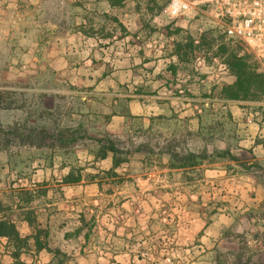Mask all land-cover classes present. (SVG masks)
I'll use <instances>...</instances> for the list:
<instances>
[{
    "label": "rangeland",
    "instance_id": "obj_1",
    "mask_svg": "<svg viewBox=\"0 0 264 264\" xmlns=\"http://www.w3.org/2000/svg\"><path fill=\"white\" fill-rule=\"evenodd\" d=\"M89 1L0 0V200L20 234L2 252L18 264L264 260V94L227 97L235 76L217 45L229 42L194 10L167 18L169 0H111L109 13ZM32 128L47 129L44 145L12 133ZM107 139L125 158L114 168L97 154ZM190 152L207 157L180 167Z\"/></svg>",
    "mask_w": 264,
    "mask_h": 264
},
{
    "label": "trees",
    "instance_id": "obj_2",
    "mask_svg": "<svg viewBox=\"0 0 264 264\" xmlns=\"http://www.w3.org/2000/svg\"><path fill=\"white\" fill-rule=\"evenodd\" d=\"M218 35L219 37H223L220 34ZM190 45H192V40L190 41ZM239 49V44H226L223 42L217 45V53L225 55L224 60L232 74L235 76V80L231 84L223 87V90L227 93V97L230 99H255L259 94H264V75L258 70V64L253 59L252 55L247 52L241 54ZM1 129L2 128L0 127V130ZM46 132V128H40L38 130L32 128L25 134L18 132L16 129L12 130V133H14L22 143L35 146L44 145L43 139L48 136ZM50 137L61 144L69 142L68 136H65L62 131L51 132ZM70 140L71 142L75 141L73 138ZM2 148L3 147L0 145V150ZM108 153L112 154L113 168L119 166L120 163L125 160V158L123 160L118 156L119 149L116 148L112 139H107L106 143L101 144L97 154L99 159H102L105 158ZM216 155L220 157L228 155L234 160V157L229 151H219ZM206 157L207 153L205 152H190L183 155V158H181V162L178 165H180V167L194 165L197 161L203 160ZM1 235L19 238V233L14 223L9 222L6 218H0V236ZM22 240L25 242L26 239L23 238ZM43 247L42 244H37L38 249ZM261 251L262 250H255L246 254H244L243 251L234 252L232 264H264V260L261 256H258L255 259L253 258L254 254L260 253ZM56 252H58V250H56L55 253Z\"/></svg>",
    "mask_w": 264,
    "mask_h": 264
},
{
    "label": "built area",
    "instance_id": "obj_3",
    "mask_svg": "<svg viewBox=\"0 0 264 264\" xmlns=\"http://www.w3.org/2000/svg\"><path fill=\"white\" fill-rule=\"evenodd\" d=\"M207 17L231 44H240L264 75V0H169L164 15L183 19L189 11Z\"/></svg>",
    "mask_w": 264,
    "mask_h": 264
},
{
    "label": "crops",
    "instance_id": "obj_4",
    "mask_svg": "<svg viewBox=\"0 0 264 264\" xmlns=\"http://www.w3.org/2000/svg\"><path fill=\"white\" fill-rule=\"evenodd\" d=\"M125 1L126 0H121V3L124 4ZM89 2H90V4H93L94 6H97L98 9H100V7H101V9H103L102 11H104L105 13H109L111 11H115V8H116L115 6H117V5L113 4V3H111V0H90ZM139 35L140 34H138V32L135 31L134 36L138 37ZM57 51H58V53L60 55H57L58 58L56 59V62H60L63 65H65V63L69 59L68 54H65L64 49H61V48L57 49ZM257 129H258L259 133H262L264 131V124L262 123V124L258 125ZM258 147H260V146L258 145ZM261 148H263L262 145H261ZM1 201L2 200H0V218H6L8 220L10 218L3 211V209H1V207L3 206ZM17 231H18V229H17ZM18 233H19V231H18ZM7 238L8 237L4 236V235L0 236V264H18V260H22L23 259V254H21V255L14 254L13 255L12 253H6L4 251L2 252L3 248L6 247L4 243L7 240Z\"/></svg>",
    "mask_w": 264,
    "mask_h": 264
}]
</instances>
